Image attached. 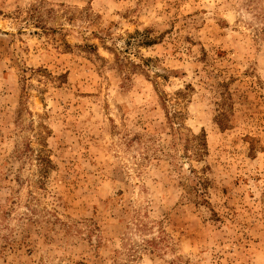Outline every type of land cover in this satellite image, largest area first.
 Wrapping results in <instances>:
<instances>
[{
  "label": "rangeland",
  "instance_id": "1",
  "mask_svg": "<svg viewBox=\"0 0 264 264\" xmlns=\"http://www.w3.org/2000/svg\"><path fill=\"white\" fill-rule=\"evenodd\" d=\"M0 264H264V0H0Z\"/></svg>",
  "mask_w": 264,
  "mask_h": 264
}]
</instances>
